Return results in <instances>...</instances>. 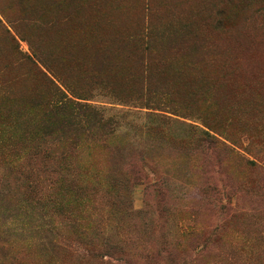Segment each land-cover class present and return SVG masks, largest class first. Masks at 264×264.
Returning <instances> with one entry per match:
<instances>
[{
  "label": "rangeland",
  "instance_id": "374dc122",
  "mask_svg": "<svg viewBox=\"0 0 264 264\" xmlns=\"http://www.w3.org/2000/svg\"><path fill=\"white\" fill-rule=\"evenodd\" d=\"M0 264H264V0H0Z\"/></svg>",
  "mask_w": 264,
  "mask_h": 264
},
{
  "label": "trees",
  "instance_id": "16d2710c",
  "mask_svg": "<svg viewBox=\"0 0 264 264\" xmlns=\"http://www.w3.org/2000/svg\"><path fill=\"white\" fill-rule=\"evenodd\" d=\"M110 62H112L110 65H111V68H114L115 66H117L116 68H118L119 66V61H115L113 60L112 58L109 59ZM55 96L57 98H60L61 99V103L60 105H63V107H68V108H71L72 109V113H79L81 112L82 109H86V108H89L91 107L90 105L86 104V103H80L79 101L73 99V98H70L68 97L67 95H65L63 92H60L58 90V88H56L55 90ZM78 98V97H76ZM60 107V106H59ZM88 109L85 110V112L87 111ZM79 111V112H78ZM210 135H208L209 137ZM211 140L209 142L210 146L212 147H217L219 144H223V143H220L218 139H216V137L214 136H210ZM209 139V138H208Z\"/></svg>",
  "mask_w": 264,
  "mask_h": 264
}]
</instances>
